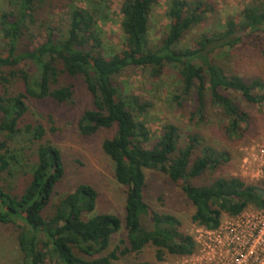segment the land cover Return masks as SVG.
<instances>
[{"label": "trees", "instance_id": "1", "mask_svg": "<svg viewBox=\"0 0 264 264\" xmlns=\"http://www.w3.org/2000/svg\"><path fill=\"white\" fill-rule=\"evenodd\" d=\"M5 1L0 10V223L14 228L23 264H114L149 245L157 248L159 261L193 254L196 242L182 230L180 218L156 211L147 201L146 170L180 183L194 206L191 220L200 226L214 229L225 214L264 209L261 184L237 176L194 183L221 169L230 154L207 144L201 132L184 135L173 123L153 138L144 118L152 103L125 93L117 82L131 67L144 69L153 81L172 70L171 97L180 107L192 101L190 121L205 124L209 111L217 110L225 119L226 137L240 140L249 116L231 93L263 105L264 86L228 74L217 52L252 36L264 56V0L196 35L192 44L184 42L186 36L214 9L207 0H169L168 29L157 42L151 39V21L161 0H123L124 46L119 51H109L102 28L111 10L106 0ZM39 36L42 40L33 46ZM75 82L90 96L78 120L80 134L109 132L102 150L125 188L124 217L99 212L100 193L90 183H79L55 200L65 176L63 154L47 138L45 125L32 118L31 102L70 105ZM122 233L125 237L111 249Z\"/></svg>", "mask_w": 264, "mask_h": 264}, {"label": "rangeland", "instance_id": "2", "mask_svg": "<svg viewBox=\"0 0 264 264\" xmlns=\"http://www.w3.org/2000/svg\"><path fill=\"white\" fill-rule=\"evenodd\" d=\"M111 6L107 19L102 23L109 51H119L124 46V34L121 28V5L123 0H106ZM213 11L209 20L189 33L184 42L192 44L196 35L224 24L231 16L239 18L244 7L255 0H207ZM169 0H161L154 10L151 21V39L157 42L164 36L170 20L166 12ZM6 7V1L0 0V10ZM63 9L57 13L62 14ZM42 37L35 39L36 46ZM218 62L228 74H236L260 82L264 86V56L252 36L232 50L217 52ZM174 71H168L161 81H153L142 68L131 67L117 77L125 93H133L145 101L152 103V109L144 117L151 129L153 138H157L167 123H173L183 131L184 135L199 131L207 144L230 154V159L217 172H208L194 183L209 182L215 176H237L248 180L249 173L244 168L245 162L252 152L264 141V104L256 105L248 102L241 94L230 92L235 101L248 114L249 121L245 124V135L240 140H230L224 131L225 119L217 110L211 109L205 124L196 125L190 121L192 101L180 107L171 97L174 90ZM75 97L70 105H58L52 100H34L31 102L32 118L40 120L48 130L47 138L57 145L63 154L65 176L57 187L55 200L61 195L72 191L79 183H90L100 193L97 210L99 212L115 213L120 217L125 215V188L114 177V167L111 159L102 150V140L108 136V131H102L93 137H84L78 130L80 114L89 106L90 96L80 82H75ZM264 92V89L261 90ZM148 187L146 199L158 212L175 214L182 221V230L192 234L194 223L191 216L194 206L183 192L180 183L172 182L164 173L146 170ZM125 234H119L113 240V249L119 239ZM174 256L166 255L163 261L157 259V248L149 245L141 254H130L122 257L114 264H167ZM0 264H23L22 254L14 228L0 223Z\"/></svg>", "mask_w": 264, "mask_h": 264}, {"label": "built area", "instance_id": "3", "mask_svg": "<svg viewBox=\"0 0 264 264\" xmlns=\"http://www.w3.org/2000/svg\"><path fill=\"white\" fill-rule=\"evenodd\" d=\"M248 182L264 188V141L248 157ZM197 250L167 264H264V209L250 208L238 215L225 214L217 228L194 223Z\"/></svg>", "mask_w": 264, "mask_h": 264}]
</instances>
